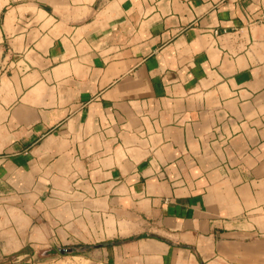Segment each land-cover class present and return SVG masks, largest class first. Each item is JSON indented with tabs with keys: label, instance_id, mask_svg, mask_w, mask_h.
I'll list each match as a JSON object with an SVG mask.
<instances>
[{
	"label": "crops",
	"instance_id": "1",
	"mask_svg": "<svg viewBox=\"0 0 264 264\" xmlns=\"http://www.w3.org/2000/svg\"><path fill=\"white\" fill-rule=\"evenodd\" d=\"M263 11L0 0V263L264 264Z\"/></svg>",
	"mask_w": 264,
	"mask_h": 264
},
{
	"label": "water",
	"instance_id": "2",
	"mask_svg": "<svg viewBox=\"0 0 264 264\" xmlns=\"http://www.w3.org/2000/svg\"><path fill=\"white\" fill-rule=\"evenodd\" d=\"M115 242H102L98 244L92 245H83V246H66V247H55L51 248L43 253V256H56V255H75V254H83L93 249L104 248L108 246L114 245Z\"/></svg>",
	"mask_w": 264,
	"mask_h": 264
},
{
	"label": "rangeland",
	"instance_id": "3",
	"mask_svg": "<svg viewBox=\"0 0 264 264\" xmlns=\"http://www.w3.org/2000/svg\"><path fill=\"white\" fill-rule=\"evenodd\" d=\"M97 243L98 242H96L95 239H94V241H89V242H86L85 244H82V243L79 244V245L76 244L75 246H77V245L78 246L92 245V244H97ZM102 250H103L102 248L101 249H93V250H90V251H88L86 253L76 254V255H73V256L76 257V259H75L76 260L75 262H77L76 264H88L87 261L95 262L94 264H96L97 262L100 263L102 261V263H107L108 264V262L104 261V258H105L104 254L100 253V252H104ZM60 256H63V255H60ZM59 259L64 260L63 261V262H65L64 264H71V262L68 261L70 259H68V260L67 259H63L62 257H60ZM0 264H4V263H0ZM27 264H43V263H42V261L36 259V260H34L32 262H29Z\"/></svg>",
	"mask_w": 264,
	"mask_h": 264
},
{
	"label": "built area",
	"instance_id": "4",
	"mask_svg": "<svg viewBox=\"0 0 264 264\" xmlns=\"http://www.w3.org/2000/svg\"><path fill=\"white\" fill-rule=\"evenodd\" d=\"M261 19L264 21V11L262 13Z\"/></svg>",
	"mask_w": 264,
	"mask_h": 264
},
{
	"label": "trees",
	"instance_id": "5",
	"mask_svg": "<svg viewBox=\"0 0 264 264\" xmlns=\"http://www.w3.org/2000/svg\"><path fill=\"white\" fill-rule=\"evenodd\" d=\"M76 255V254H75Z\"/></svg>",
	"mask_w": 264,
	"mask_h": 264
}]
</instances>
